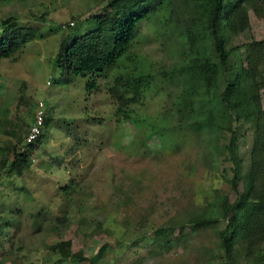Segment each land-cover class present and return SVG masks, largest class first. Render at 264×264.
Wrapping results in <instances>:
<instances>
[{
    "label": "rangeland",
    "instance_id": "374dc122",
    "mask_svg": "<svg viewBox=\"0 0 264 264\" xmlns=\"http://www.w3.org/2000/svg\"><path fill=\"white\" fill-rule=\"evenodd\" d=\"M108 2L0 0V21L30 29L0 60V264H254L264 253V218L250 234L264 205V57L253 79L254 119L233 122L234 133L195 130L176 70L192 20L179 0H156L115 65L84 76L61 69L59 56ZM263 3L246 4L243 29L225 35L232 80L249 66L251 43L264 40ZM207 45L218 64L208 37ZM125 73L149 83L123 107L109 88ZM39 102L47 123L33 150L25 137ZM18 154L28 158L21 171ZM204 211L218 221L196 227L190 221Z\"/></svg>",
    "mask_w": 264,
    "mask_h": 264
},
{
    "label": "trees",
    "instance_id": "16d2710c",
    "mask_svg": "<svg viewBox=\"0 0 264 264\" xmlns=\"http://www.w3.org/2000/svg\"><path fill=\"white\" fill-rule=\"evenodd\" d=\"M179 1L192 19L189 20L190 24L187 23L182 29L181 36L186 40L187 50L184 51L185 58L176 69L183 76L189 90L185 102L190 107L188 114L190 116H186L185 120L195 130L205 127L234 133L233 122L251 121L258 113L259 106L253 79L257 72L258 60L264 57V40L251 43L248 51L249 66L239 69L234 80L228 78L233 68L228 65L230 53L225 49L224 42L227 32L236 33L243 29L247 23L244 6L252 3V0ZM155 2L156 0H109L108 7L103 12L89 17V21L94 22V27L83 35H76L59 56L58 63L61 69L73 76H84L91 72H102L107 67L115 65L127 50L138 23L150 13ZM259 11L264 17V3L263 6L256 8V12ZM0 28L1 60L9 57L27 42L30 29L21 26L13 18L1 20ZM207 37L213 42L218 64L208 52ZM219 75L226 78V85L221 93H217L216 89ZM148 78L143 74H120L114 78L113 86L109 88L110 95L123 107L135 103L141 97L143 88L148 85ZM44 122L47 123L46 117ZM39 139L27 146L34 150ZM255 155L253 161L258 166L255 174L258 176L261 174L260 149H257ZM15 164L17 170L21 171L28 166V158L24 154H18ZM255 175L251 185L256 178ZM232 184L235 188V180ZM229 209L225 201L222 204L223 217L228 216ZM212 214V211H204L200 213V218L197 217V220L190 222H194L196 227L209 226L218 221V218L210 217ZM263 218L264 205L251 223L250 234H254L256 226ZM221 237L230 251L231 239L224 232ZM262 254L263 257L258 259L260 256L258 255L254 264H264V253Z\"/></svg>",
    "mask_w": 264,
    "mask_h": 264
},
{
    "label": "built area",
    "instance_id": "2783aa9c",
    "mask_svg": "<svg viewBox=\"0 0 264 264\" xmlns=\"http://www.w3.org/2000/svg\"><path fill=\"white\" fill-rule=\"evenodd\" d=\"M72 24V23H71ZM44 104L43 102H39L34 114V122L29 127L28 134L26 136L27 143L35 142L42 133V127L44 125Z\"/></svg>",
    "mask_w": 264,
    "mask_h": 264
},
{
    "label": "clouds",
    "instance_id": "9594fccd",
    "mask_svg": "<svg viewBox=\"0 0 264 264\" xmlns=\"http://www.w3.org/2000/svg\"><path fill=\"white\" fill-rule=\"evenodd\" d=\"M36 108H37V107H36ZM43 109H44V108H43ZM44 112H45V110H44ZM45 117H46V116H45ZM44 120H45V118H44ZM33 122H34V121H33ZM44 125H45V122H44ZM44 125H43V127H42V133H41V135L43 134V128H44ZM27 134H28V133H27ZM27 134H26V136H27ZM41 135L39 136V138L41 137ZM39 138H38V139H39ZM38 139H37V140H38ZM37 140H36V141H37ZM36 141H35V142H36ZM35 142H33V143H35ZM25 143H26L27 145H28V144H31V143H27V142H26V137H25Z\"/></svg>",
    "mask_w": 264,
    "mask_h": 264
}]
</instances>
